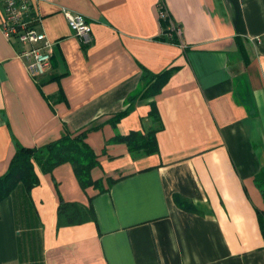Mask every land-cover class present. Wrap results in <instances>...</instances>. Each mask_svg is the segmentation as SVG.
<instances>
[{
	"label": "crops",
	"instance_id": "obj_1",
	"mask_svg": "<svg viewBox=\"0 0 264 264\" xmlns=\"http://www.w3.org/2000/svg\"><path fill=\"white\" fill-rule=\"evenodd\" d=\"M35 2L54 43L44 75H29L24 46L0 27V176L16 143L37 148L90 129L91 178L113 184L83 191L69 164L36 168V187L0 201V264H264L255 180L264 175V0ZM161 8L179 44L156 39ZM64 10L86 17L89 43ZM169 67L153 97L157 153L110 142L153 126L148 100L131 97L143 73ZM59 198L91 204L96 221L57 229Z\"/></svg>",
	"mask_w": 264,
	"mask_h": 264
},
{
	"label": "trees",
	"instance_id": "obj_2",
	"mask_svg": "<svg viewBox=\"0 0 264 264\" xmlns=\"http://www.w3.org/2000/svg\"><path fill=\"white\" fill-rule=\"evenodd\" d=\"M160 22L163 32L156 39L179 44L176 34L172 33L171 37L168 35L170 32L168 29L169 18H162ZM175 69L176 67H169L158 73H143L142 89L137 95L131 97V99L139 97L148 100L150 105L148 116L153 120V126L146 132L133 130L125 135L115 134L110 142H122L127 146L130 153L138 156H150L157 153L155 135L161 129V122L153 97L160 91ZM123 113L115 115L112 121L115 123ZM89 130H83L75 135L65 134L45 145L37 146V148H27V146L16 143L15 152L8 169L5 174L0 176V201L9 197L17 187H22L27 193L36 187L38 185L36 168L42 174H51L55 168L63 164L71 166L79 187L83 191L88 188H96L99 192H104L113 184V181L107 180L108 187L104 188L101 182L91 178V170L99 163L97 156L86 141ZM255 180L264 201V175L257 176ZM190 207L187 206L186 208L191 210ZM256 214L264 240V209L257 210ZM95 221V213L91 204L85 206L75 202L68 203L59 198L56 213L57 229Z\"/></svg>",
	"mask_w": 264,
	"mask_h": 264
},
{
	"label": "built area",
	"instance_id": "obj_3",
	"mask_svg": "<svg viewBox=\"0 0 264 264\" xmlns=\"http://www.w3.org/2000/svg\"><path fill=\"white\" fill-rule=\"evenodd\" d=\"M3 8V17L0 27L8 39L17 41L24 48L18 53L32 78L44 75L50 67L53 42L39 28L41 17L38 13L35 0H0ZM67 25L73 34L83 44L92 39L91 24L80 13L64 10ZM161 18L166 17L164 9H160ZM172 33L180 35V28L170 22L168 25Z\"/></svg>",
	"mask_w": 264,
	"mask_h": 264
}]
</instances>
